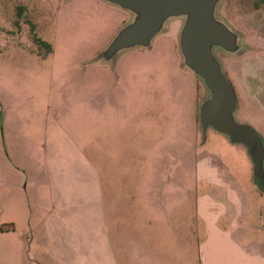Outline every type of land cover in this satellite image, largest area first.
<instances>
[{
  "label": "rangeland",
  "instance_id": "obj_1",
  "mask_svg": "<svg viewBox=\"0 0 264 264\" xmlns=\"http://www.w3.org/2000/svg\"><path fill=\"white\" fill-rule=\"evenodd\" d=\"M219 14L247 43L238 54L217 49L238 117L264 136V3L224 0ZM128 19L103 0H0V264H56L39 231L49 190L30 196L24 173L14 197L8 156L19 151L39 168L47 148L52 167L79 166L78 151L96 153L92 136L101 168L131 170L109 186L103 175L113 229L124 216L163 236L176 225L178 264H264V189L243 143L202 131L206 89L181 62L183 18L169 19L149 47L98 60ZM91 211L90 199L75 208L71 230L90 232Z\"/></svg>",
  "mask_w": 264,
  "mask_h": 264
},
{
  "label": "crops",
  "instance_id": "obj_2",
  "mask_svg": "<svg viewBox=\"0 0 264 264\" xmlns=\"http://www.w3.org/2000/svg\"><path fill=\"white\" fill-rule=\"evenodd\" d=\"M93 141L92 136L91 147L96 153L88 156L78 151L79 166L52 167L51 154L47 148L42 154L43 159H46V166L43 167H30L24 162L25 155L19 154V151L13 154L15 157L7 158L15 164L12 166V173L16 177L12 191L14 197L21 193L19 187L24 184V173L27 178L24 190L30 196L38 198L42 187L49 190L52 206L41 207L42 229H39L49 258L56 264H178L176 225H171V232L163 236L155 229V224L153 230L146 229L140 219L128 221L127 216H124L113 220L121 226L120 229H113L111 219L104 214L103 175H107L105 182L109 186L119 183L120 176L129 174L131 170L101 168L98 164V146L93 145ZM20 168L24 170L22 175ZM121 180L124 178L121 177ZM88 198L92 208L90 232L71 230L69 224L74 221L69 214L83 202L88 203ZM35 220L38 222V219ZM138 222L140 224L137 225ZM65 225L70 230H64ZM141 227L146 229L145 233L141 232Z\"/></svg>",
  "mask_w": 264,
  "mask_h": 264
},
{
  "label": "water",
  "instance_id": "obj_3",
  "mask_svg": "<svg viewBox=\"0 0 264 264\" xmlns=\"http://www.w3.org/2000/svg\"><path fill=\"white\" fill-rule=\"evenodd\" d=\"M130 13L128 19L100 51L98 60L115 62L123 51L149 47L169 19L182 17L179 33L181 62L197 76L206 93L199 102L204 134L210 127L232 142L243 143L253 163V178L264 189V136L238 117L235 86L217 49L238 54L247 48L243 33L219 14L224 0H103Z\"/></svg>",
  "mask_w": 264,
  "mask_h": 264
},
{
  "label": "trees",
  "instance_id": "obj_4",
  "mask_svg": "<svg viewBox=\"0 0 264 264\" xmlns=\"http://www.w3.org/2000/svg\"><path fill=\"white\" fill-rule=\"evenodd\" d=\"M262 2L264 3V0H262Z\"/></svg>",
  "mask_w": 264,
  "mask_h": 264
}]
</instances>
